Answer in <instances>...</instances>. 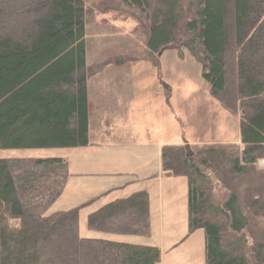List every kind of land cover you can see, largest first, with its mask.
Returning <instances> with one entry per match:
<instances>
[{
	"label": "trees",
	"instance_id": "1",
	"mask_svg": "<svg viewBox=\"0 0 264 264\" xmlns=\"http://www.w3.org/2000/svg\"><path fill=\"white\" fill-rule=\"evenodd\" d=\"M120 1L149 20L150 53L178 40L181 0ZM194 3L184 45L202 64L211 96L227 110L242 107L244 148L230 171L243 174L264 149V0ZM87 14L84 0H0V150L90 144L87 84L95 72L86 61ZM169 147L176 146L164 147L163 170L188 180L189 233L204 230L206 264H264V240L248 251L240 237L224 240L219 217L234 234L247 227L237 194L212 205L207 175ZM70 176L64 157L0 158V264H161L159 246L109 236L153 234L146 190L90 211L87 228L95 234L83 236L82 210L95 199L51 212Z\"/></svg>",
	"mask_w": 264,
	"mask_h": 264
},
{
	"label": "rangeland",
	"instance_id": "2",
	"mask_svg": "<svg viewBox=\"0 0 264 264\" xmlns=\"http://www.w3.org/2000/svg\"><path fill=\"white\" fill-rule=\"evenodd\" d=\"M84 1L88 9L87 68L95 72L87 84L92 104L89 141L106 147L111 143L110 137L114 140L118 137L119 143L130 139L129 147L118 148L117 144L114 147L124 150V156L101 152L98 157L100 164L95 168L101 173L134 169H138L136 172L139 173H155L158 152L161 154L164 147L176 146L167 148L166 152H182L181 156H189L201 167L207 175L204 188L212 205L221 207L232 192L237 194L248 223L243 232L234 234L228 220L219 217L225 242L240 237L246 240L248 251L256 239L264 240V149L243 174L230 171L233 159L236 155L241 157L244 148L241 141L242 107L237 103L227 110L211 96L202 64L184 45L183 28L185 22L194 16V0H181L183 21L178 40L154 54L147 47L149 20L140 9L128 7L120 0ZM102 96L109 100L120 98L132 105V110L128 114L118 115L115 122L110 120V125L105 126L102 117L107 120L109 115L103 114L100 109ZM137 138L145 144L149 143L147 149L150 153L153 151L152 165L147 169L139 170L146 154L142 153L143 147H134L138 146L135 143ZM69 152L70 149L64 148L2 149L0 158L59 156L67 160ZM82 158L86 159V156L83 154ZM202 160L204 164H200ZM90 164H93L92 160ZM71 170L88 172L79 165ZM174 177V189L163 194V208H160V215L157 216L160 220H156L160 224L156 227L158 234L154 229L151 236H109L116 239L127 237L135 243L159 240L163 264H172L176 257L181 262L188 261L194 255L197 259L188 264H206L204 230L189 233L188 185L183 182L184 177ZM124 180V177L97 179L84 175L75 178L51 212L83 205L91 200L89 198L95 197L83 208L80 220L81 234L89 236V233L95 232L87 228V215L102 201L97 196L100 195L99 191L107 188L108 184L120 185ZM255 200L259 204L251 206ZM183 211L187 212L185 221L179 218L176 223L169 219L168 215L177 214L179 217Z\"/></svg>",
	"mask_w": 264,
	"mask_h": 264
},
{
	"label": "crops",
	"instance_id": "3",
	"mask_svg": "<svg viewBox=\"0 0 264 264\" xmlns=\"http://www.w3.org/2000/svg\"><path fill=\"white\" fill-rule=\"evenodd\" d=\"M105 96V95H103ZM102 96V98H103ZM100 109L102 110L103 114H108V118L107 120H105L104 117H102V120L105 122V126L110 125V120H113L115 122V119H118V115L120 116L121 114H128L131 110H132V105H129L126 101H123L122 99H112L109 100L108 97H104L102 99V101L100 100ZM89 108H91L92 111V104L91 101L89 100ZM111 117H113L111 119ZM119 119H121V117H119ZM124 120V118H122ZM96 121V119H95ZM111 143H109V145H106V147H104L102 144L97 143V142H90V144L88 146L85 147H80V148H71L70 149V154L67 157V163H68V169L70 171V174L72 176H70L69 180H68V184L67 187L65 189V191L67 190V188L70 185V182H73V179L75 178H79L81 176H88V177H94L97 179H102V178H106V177H110V178H125L124 182H122L120 185L116 184L114 185H110L107 188H103L102 190H100V195H97L102 201L98 204V207H100L101 205L108 203L112 200L118 199V198H125L129 195H131L133 192L136 191H140V190H146L149 193V197H150V214H151V225H152V232L155 229V233L158 234V229L156 228L157 226H160V224L156 223V220H160V218L158 219L159 215H160V208H163V194L165 191H170L171 189H174L172 187L173 185V181H175L176 179H174L175 175H173V173L171 174H165L166 171L163 170V158L162 155L163 153H159L158 152V165L157 167V172L155 173H139L136 172L138 169H134L133 171H129V172H112V173H101L98 168L96 169L95 167H97L100 164V161H98V157L99 154L101 152H109L110 155L112 156H119V155H123L124 154V150H116L114 147L118 146V148H125V147H129L130 143L129 140L127 142L124 141V143H119L118 137L116 138L117 140H114L113 138H111ZM136 145L138 146H134V147H143L142 153L146 154V159L139 165L140 169H147L149 168V166H151V159L153 160V151L147 149V147L149 146L148 144L143 143V141H141L140 138H137V140H135ZM134 143H132L131 145L133 146ZM151 145V144H150ZM162 148V147H161ZM163 149V148H162ZM124 151V152H123ZM163 152V150H161ZM77 153V155H76ZM141 153V154H142ZM82 154V156L80 155ZM83 154L86 156V159H83ZM79 155V156H78ZM124 156V155H123ZM78 157V158H77ZM83 159V161H82ZM141 160V158H139ZM90 160H92L93 164H90ZM81 166L83 169L87 170V173H83V172H76L75 170H71L72 168H75L77 166ZM122 171H126V170H122ZM154 171V170H153ZM137 178V180H134V178ZM184 177V176H181ZM167 181V183H166ZM183 182H186V184L188 185V180L186 177L183 178ZM87 183V182H86ZM167 186H166V184ZM89 184V183H88ZM77 190V188H75ZM64 191V193H65ZM63 193V194H64ZM188 197V195H187ZM93 200L96 199L95 197L89 198V200ZM98 207L94 208L93 210L97 209ZM92 211V210H91ZM158 216V217H157ZM170 220H174L176 222L177 219L182 218L184 221L187 218V212L183 211L182 212V216H177V214H170L168 215ZM171 217H174L171 218ZM177 223V222H176ZM170 225V224H169ZM170 226H173L170 225ZM154 227V228H153ZM95 233H89L88 235H94ZM193 235V234H192ZM191 235V236H192ZM190 236V237H191ZM189 237V238H190ZM204 237H205V233H204ZM120 240H124V241H128V242H134L129 238H121ZM140 243H148V242H140ZM148 244L151 245H157L159 246V240L157 242H149ZM185 257V254H183V258ZM162 258V256H161ZM199 258L201 259V255L199 256ZM197 258L195 257V255L193 256V258L189 259L188 261L183 260L184 262H181L180 260H178V258L176 257L172 264H188L189 262H193L195 261ZM162 264H163V259H162Z\"/></svg>",
	"mask_w": 264,
	"mask_h": 264
},
{
	"label": "bare ground",
	"instance_id": "4",
	"mask_svg": "<svg viewBox=\"0 0 264 264\" xmlns=\"http://www.w3.org/2000/svg\"><path fill=\"white\" fill-rule=\"evenodd\" d=\"M89 120H90V110H89Z\"/></svg>",
	"mask_w": 264,
	"mask_h": 264
},
{
	"label": "water",
	"instance_id": "5",
	"mask_svg": "<svg viewBox=\"0 0 264 264\" xmlns=\"http://www.w3.org/2000/svg\"><path fill=\"white\" fill-rule=\"evenodd\" d=\"M169 174H171V173H169Z\"/></svg>",
	"mask_w": 264,
	"mask_h": 264
}]
</instances>
